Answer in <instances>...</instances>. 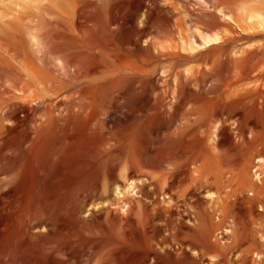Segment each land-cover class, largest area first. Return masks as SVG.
Instances as JSON below:
<instances>
[{
    "label": "bare ground",
    "instance_id": "1",
    "mask_svg": "<svg viewBox=\"0 0 264 264\" xmlns=\"http://www.w3.org/2000/svg\"><path fill=\"white\" fill-rule=\"evenodd\" d=\"M47 1L53 2L48 5L51 12L46 15L51 31L45 34V42L40 41L36 36L31 38L34 51L37 53L43 51L45 54L44 67L35 69L29 67L27 57L20 59L34 77L32 81L26 79V75L22 72H13L8 67L0 66V79L3 84H7L5 81L8 77L10 78V86L5 84L0 86V100L12 99L17 94L22 97L21 103H11L4 112L6 120L11 125L0 128V172L6 171L12 178L6 189H2L3 185L0 184V264H48L45 255L54 243L59 250L51 253L53 264L65 263L62 254L66 247L70 248L71 257L77 255L80 249L77 239L85 233L87 226L85 227L86 224L81 219L84 218L82 216L84 211L76 203V195L86 184H92L103 176L114 175L116 167L111 163L114 158H119L118 160L128 164L126 182L143 181V185L146 183L145 179L149 178L147 175L150 174L145 171L147 167L162 169L160 166L163 165L166 169L181 161L172 170V174H167L168 190L174 189L176 185L181 187L188 180L192 181V178L201 183L210 177L213 169L212 161L206 154L208 148L205 137L191 138L183 128L171 129L174 115L171 114L172 109L169 110L168 107L172 99H177V95L172 96L171 99L174 89L171 90L170 87L166 88L168 85H164L166 81L169 83L170 79L167 80L166 77L148 79L143 75V66L140 63L145 61L144 57L156 56L159 53L158 43L150 40L147 45H143L140 35H138L140 39L135 42L130 39V27L125 25L124 17L129 12L133 1L140 6L145 0H104L102 4L87 1L78 6L74 12L68 10L71 5L68 0H46L45 2L43 0L40 6ZM212 1L214 8H222V5L225 7V4H228L222 9L223 19L231 17L230 8H228L231 6L229 5L231 0ZM163 2V0H153V7L148 10V18L157 25L162 24L160 26L168 25L172 17L176 15L174 7L162 4ZM55 10L60 11L61 17L54 15ZM170 14L173 15L170 16ZM117 24L119 26L113 27ZM261 33L264 35V32ZM218 39V37L205 34L199 36L196 32H190L186 44L196 49L212 51ZM257 50L259 59L256 58L257 56L255 59H258L259 63L262 61L261 58H264V44ZM58 56L62 65L58 63ZM243 61L236 58L219 67H222L220 69L222 74L231 75L233 72L236 73ZM260 64L264 66L259 63L258 68H261ZM253 65L252 68H254ZM263 72H261L262 75ZM230 81L225 80L227 88L232 84ZM41 89L47 93H41ZM181 89L185 88L181 87ZM179 91L177 94L181 96L182 93L179 94ZM173 92L176 94L175 91ZM119 95L125 99V106L119 103ZM223 98L217 97L216 104L219 108H224ZM243 101L245 100L236 99L226 104L228 108L235 109L234 107L237 106V109ZM210 103L208 102L205 107L211 105ZM248 104L237 109V112L246 123L250 124V127H254V132H257L256 137L243 146L242 154L238 153L239 157L231 159L230 155L222 154L221 159L237 167L240 177L239 185L254 190L256 186L260 189L259 183L264 185V89L257 95L253 106ZM99 116L103 118L100 119ZM161 125L168 127L167 132L163 131L165 132L163 136L160 133ZM218 127L210 137L211 140L220 147L232 143V136L229 131L227 132V128ZM232 149L237 150V148ZM257 158L259 162H256ZM192 164L197 165L196 169L192 168ZM253 169H256L257 182L253 180L251 173ZM261 190L260 192H263ZM257 191L258 188L256 194H258ZM163 196L174 198L170 192H164ZM123 200L110 201V205L106 207L111 213L114 212L112 218L117 219L124 215L122 212L127 205H124L126 203ZM115 204L117 208L112 209L111 206ZM8 208L12 210L8 211ZM129 209L126 208V213H130ZM110 212L107 211L105 215L108 214L110 217ZM95 214L96 211L88 217L91 218L88 224L102 233V239L98 238L101 241L96 244L95 249L102 251L104 248H109L114 258L108 264L140 263L143 252L151 247L147 236L145 237L139 227L134 229L136 236L131 230L120 232L114 225H111L109 230L106 226L96 223ZM25 216L48 218L50 231L46 235H37L31 233V228H26L24 236H20L14 227V222L15 218H25ZM218 226L216 227L219 228ZM187 227L191 240L185 246L175 247L178 258H175V255L169 257L167 264L201 263L200 258L195 259L192 256V244L201 243L210 249L217 247L218 242L214 243L216 238L215 240L213 238L214 242L212 240L215 227L211 226L213 229L207 228L205 231L203 227L202 229L192 228L189 225ZM192 234L195 238L194 243ZM228 236L230 237L229 234ZM66 237L70 239L71 246L65 245ZM221 237L222 241L227 238L224 231ZM148 251L150 253V249ZM243 251L237 253L235 250L237 255L235 257L234 253L232 256L233 264H249L252 258L253 261L250 262L253 263L258 261L261 264L264 261L262 258L264 251L257 250L256 255H251L250 251L246 253ZM216 253L219 254V252ZM254 256L258 257V260ZM209 262L211 263V260Z\"/></svg>",
    "mask_w": 264,
    "mask_h": 264
},
{
    "label": "rangeland",
    "instance_id": "2",
    "mask_svg": "<svg viewBox=\"0 0 264 264\" xmlns=\"http://www.w3.org/2000/svg\"><path fill=\"white\" fill-rule=\"evenodd\" d=\"M45 1L46 0H44V2ZM87 1H96L102 4L104 0H68V2L71 3L68 10L74 12L78 6L83 5L84 2ZM163 1L162 4L165 3L174 7L176 13L168 25H157L148 18V10L150 7H153V0H145L143 2L144 4L140 6H138L136 1H133L128 10L129 12L125 14L124 23L128 28L130 27V39L134 42L140 39V37L138 39V35H140L143 45H147V42L150 40H154L158 43L159 53L156 54V56L150 55L149 57H144L145 61L143 60L144 62L140 63L141 66H143V75L148 79L161 77H166L167 80L170 79L169 83L166 81L164 85H168L166 88L170 87L171 90L174 89L172 90L173 94V91L176 92L174 95L171 94V99L177 95V99L174 98L171 100L170 106L172 108H170V106L168 107L169 110L172 109L171 114L174 115L171 129L175 130L174 127H176V129L183 128L191 138L205 137V144L208 148L206 154L212 161V172L209 175L210 177H208L209 179L206 178L201 183L196 182L192 178V181L188 180L187 183H185L186 185L188 184L187 186L185 184L181 187L180 185H176L174 189L171 188V190H168L166 185L167 176L173 172L172 170H174L181 161L174 163L175 165L172 164L168 166L166 169H164L165 166L163 168V165L162 167L160 166L162 169L147 167L145 171H147L148 174L150 173L147 175L150 180L146 178V183L143 185V181L126 182L128 164L122 160H118L119 158H114L111 160V163L116 167L114 175L103 176L92 184H86L76 195L77 199L75 198V201L84 211H82V216L84 218L81 219L86 224L85 227L87 226V229H85V233L77 239L80 252L78 251L77 255L71 257L69 255L71 250L66 247L62 254L65 263L61 264H108V262H112L114 257L110 253L109 248H104L102 251L95 249L96 244L101 241L99 239H102V233L88 224V220L91 219L88 217L92 216V212L95 211L94 220L96 219V223L106 226L109 230L110 226L114 225L118 228V231L124 232L131 230L136 236L137 234L136 232L134 233V229L139 227L145 237L147 236V240L150 242L148 243L151 247L149 248L151 254L148 251L149 249L146 250L148 253L144 251V255L142 254V259L139 260L140 263L138 264H167L169 257H174L175 255V258H178V254L175 252L174 248L182 245L185 246L191 240L187 225L192 226V228L198 227L202 229L203 227L204 231L207 230V228L215 227L212 240L216 238L215 242L214 240L213 242L215 244L218 242L216 244L217 247L221 244L220 247H216L217 249H210V247H205L201 243H199V245L192 244V256L195 259L200 258L201 263L199 264H233L232 256L235 253L236 257L238 251L239 253L241 250H244L243 252L245 253L250 251L249 253L251 255H256L257 250L258 252L264 251V239L262 240L264 237V189L262 187H264V185L259 183L260 189L259 186H256V188L254 187L256 190L258 188V194H256V190H253V188L249 189V187H242L239 185L240 177L236 169L237 167L221 159L222 154H226L225 156L230 155L229 158L231 159L239 157L243 146L251 139H254L256 137L255 134H257V132H254V127H250V124H248V122L246 123L237 111L240 107L242 108L249 102L251 104H248V106H253L257 95L264 89V72L263 75L261 74V72L264 71V68H261L264 66L260 64L261 68H258L259 63L264 65V58L262 57V61L258 63L259 57L257 56V49L264 44V35L261 33L264 32V21H262L264 19V0H231V4L229 3L231 6L228 7L230 8L231 17H225L228 22L223 19L222 13V9L226 8L228 4H225V7L222 5V8H214L212 0ZM41 2L43 3V0H0V66L8 67L12 69L13 72H22L26 75V79L32 81L34 77L20 59L27 57L30 64L29 67L35 69L44 67V52L40 51L37 53L31 46V38L33 36L45 42V34L47 35L51 31L46 15L51 12V8H49L48 5L53 4V2L47 1L46 4L40 6ZM64 4H66V2ZM220 9L221 13L219 12ZM59 12L60 11L55 10L54 15L57 14L61 17ZM171 15L173 14H170V16ZM19 17H21V19ZM117 26L119 25L117 24L113 27ZM190 32H196L199 36L205 34L218 37L219 39L214 43L215 47L213 50L211 49L212 51H204V49H196L186 44V39L189 38ZM17 52L19 54H17ZM255 57L258 59H255ZM236 58L240 61H244L236 70V73H232L234 77H232V74H222L223 72L220 70L222 67L219 66H223L228 61H234ZM58 63L62 65L59 56ZM252 64H254V68H252ZM247 66L248 68H246ZM225 80L226 82L231 80L233 85L231 84V87L229 86L230 88H227L225 86ZM236 81L238 82L235 83ZM5 82H7V84L4 83L6 86H10L9 77ZM4 84L0 79V86ZM182 84H184V86ZM181 87L185 89L182 90ZM179 90H181V92ZM40 91L43 94L47 93V91L43 89ZM178 91L179 94L182 93L181 96H183L181 101H179L181 96L177 94ZM116 95L118 96L117 92ZM218 96L224 97L223 103L225 109L217 106L216 102ZM119 98V103L124 105L125 99L121 95H119ZM236 99H244L245 101H243L241 105H238V110L236 109L237 106L234 107L236 110L232 109V107L228 108L226 103ZM261 99L262 98H260V100ZM21 100L22 97L20 94L15 95L9 100H0V128L5 127V125H11V123L6 120L4 112L11 103H21ZM175 102L178 104L176 105ZM208 102H211V105H209L210 108L209 106L205 107ZM99 118L102 119L103 116H99ZM165 127V125H161V136L168 131V127ZM216 127L227 128V132L229 131V134L232 136V143L220 147L213 142L210 137L213 136V132L217 129ZM232 148H237V150H235L236 152ZM259 161L260 160L257 158L256 162ZM193 167L196 169L197 165L192 164V168ZM251 173L253 180L257 182V176L255 174L256 169H253ZM11 179L8 172H0V184L3 185L2 189L8 187ZM221 179L223 180L221 181ZM140 186L143 187L140 188ZM187 187L189 188L187 189ZM261 188L263 190H261ZM260 190L263 192H260ZM164 192H170L174 198H169L168 196L164 197ZM118 199H124L123 201L126 203L124 205H127L125 207H128V209L130 208V213H126V208H124L122 212L124 215H121V218L119 217L117 220L111 217L114 215V212L111 213L106 207H108L111 202H115ZM111 208L116 209L117 205H112ZM11 210L8 208V211ZM107 211L110 212L111 218L108 214H106L108 217L105 215ZM222 213L224 218L223 215H221ZM48 222V218H34L33 216H25V218L18 217L15 218L14 227L20 236H24L23 234L26 228H31L30 231L32 234L46 235L51 228L49 226L50 222ZM223 231L226 233L227 238L222 241L221 236ZM96 240H98V242ZM194 240L195 238L192 234L193 243ZM64 241L66 246L72 245L68 237H66ZM56 247L57 245L54 243L53 247L47 250L45 255L46 263L53 264L51 253L55 250H59V248L56 249ZM215 249L219 254L215 252ZM218 249L220 250L217 251ZM151 250L157 254H154ZM262 258L264 259V255ZM208 259L211 260V263ZM252 259L250 261H253ZM255 259L258 260V257ZM250 261L249 264L258 262L255 261L253 263ZM262 263L264 264V261H262L261 264ZM257 264H260V262Z\"/></svg>",
    "mask_w": 264,
    "mask_h": 264
}]
</instances>
